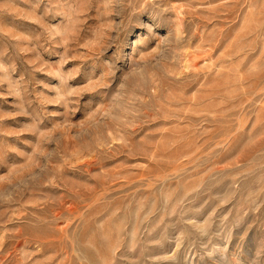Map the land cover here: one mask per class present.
Wrapping results in <instances>:
<instances>
[{
	"label": "rangeland",
	"instance_id": "1",
	"mask_svg": "<svg viewBox=\"0 0 264 264\" xmlns=\"http://www.w3.org/2000/svg\"><path fill=\"white\" fill-rule=\"evenodd\" d=\"M0 264H264V0H0Z\"/></svg>",
	"mask_w": 264,
	"mask_h": 264
}]
</instances>
